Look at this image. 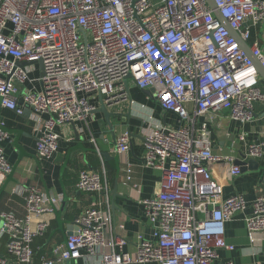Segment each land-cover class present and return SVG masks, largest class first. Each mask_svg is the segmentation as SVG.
Returning a JSON list of instances; mask_svg holds the SVG:
<instances>
[{
    "label": "built area",
    "instance_id": "obj_1",
    "mask_svg": "<svg viewBox=\"0 0 264 264\" xmlns=\"http://www.w3.org/2000/svg\"><path fill=\"white\" fill-rule=\"evenodd\" d=\"M214 2L230 28L206 0H0L1 104L19 116L31 109L40 158L57 152L56 127L87 121L96 110L82 95H98L116 107L129 100L132 84L149 90L181 123L179 129L158 127L146 139L144 163L162 172L157 196L142 201L151 238L139 240L134 253L127 251L128 241L114 235L110 212L88 208L65 245L40 264L90 259L99 249V264H215L221 250H235L226 241V224L247 211L250 243L264 242V195L253 201L224 197L210 166L235 159L213 152L208 124V118L229 111L233 122L247 125L255 121V106L264 105L254 61L231 33L248 44L251 29L264 25V0ZM249 48L264 68L263 49ZM23 62L43 63L40 93L24 89L30 70ZM9 138L0 126V188L12 173L1 146ZM238 140L246 142V135ZM130 143L129 132L117 139L119 155H128ZM262 150L249 146L255 158ZM126 171L130 182L132 168ZM241 173L239 166L231 169L233 176ZM77 189L107 194L95 171L82 170ZM21 194L27 214L0 216V237L6 238L0 264H34L33 243L48 231L47 217L62 203L61 196L35 187Z\"/></svg>",
    "mask_w": 264,
    "mask_h": 264
},
{
    "label": "crops",
    "instance_id": "obj_2",
    "mask_svg": "<svg viewBox=\"0 0 264 264\" xmlns=\"http://www.w3.org/2000/svg\"><path fill=\"white\" fill-rule=\"evenodd\" d=\"M249 46L258 44L264 51V25L251 29ZM27 63V62H23ZM22 64V63H21ZM28 68L29 79L24 89L40 93L42 91V71L39 64ZM264 91V80L261 78ZM89 97L97 109L101 107L100 96ZM21 99V98H20ZM22 105V100L20 101ZM116 114L108 123L102 112L94 111L87 121L67 123L55 128L59 135L58 150L50 159H42L37 154V124L31 119L32 111L25 108L23 116L4 108L0 102V126L10 138L2 142L5 156L12 166V173L0 188V216L12 213L24 217L25 199L21 194L25 189L35 187L48 195H58L62 203L53 216H48V231L33 243L34 264L52 257L58 246H64L70 233L75 232L74 223L88 208L109 211L114 224L115 237L128 241L126 250L134 253L139 240L151 238V225L144 212L142 201L152 199L160 191L162 172L149 168L144 163L146 139L158 128L179 129L180 120L164 111L152 94H146L134 85H129V100L109 108ZM255 121L241 126L230 119L229 111H223L212 121L208 118L213 152L217 155L232 156L235 160L249 153V146H263L262 154L255 159L264 164V105L255 106ZM44 119L48 116H43ZM203 118L201 121H204ZM129 132L130 152L119 155L117 139ZM245 134L247 141L239 142L238 136ZM235 144L233 145V143ZM99 151V152H98ZM106 155V156H104ZM235 162V161H234ZM233 163L210 166L214 179L224 188V197L244 196L248 201L264 195V175L262 170H246L233 176ZM132 168V180H127V167ZM82 170L98 172L107 188V194L83 193L77 189L79 173ZM236 215L226 224V241L235 250H221L220 259L215 264H264V242L252 245L249 241L245 215ZM2 222L0 219V229ZM6 238L0 237V256L5 255ZM93 258H83L67 264H99L100 252Z\"/></svg>",
    "mask_w": 264,
    "mask_h": 264
},
{
    "label": "water",
    "instance_id": "obj_3",
    "mask_svg": "<svg viewBox=\"0 0 264 264\" xmlns=\"http://www.w3.org/2000/svg\"><path fill=\"white\" fill-rule=\"evenodd\" d=\"M207 4L209 5V7L213 10H215V16L217 18H219L222 22V24L227 27V28H230V25L229 23L223 19V17H221L220 13L216 10V5H215V2L214 0H206ZM231 33L232 35L236 38V40L238 41V43L240 44V47L241 49L250 57L252 58V60L254 61V64L257 68V71L259 73V76L264 80V68L262 67L261 63L259 62V60L253 56L250 48H249V45L243 41V39L241 38V36L239 35V33L231 30ZM32 64H39L40 65V68H41V71H42V76H44V67H43V63L42 62H34V63H22L20 64L21 67H24V66H27V65H32ZM143 92H145L146 94H152L149 90H143ZM100 100H101V107L97 110H95L96 112H102L105 116H106V119L108 121V123L110 124V126L112 127L111 125V122H110V118L113 116V115H116L112 112H110L109 110V106H107L105 103H104V100L102 97H100ZM1 102V100H0ZM117 146V145H116ZM106 156V155H104ZM233 166H239L241 168V171L242 172H246V170L250 169V170H262V174L264 175V164H260L256 159L255 157H252L250 155V153H248L247 155L245 154H242L241 155V159H238V160H235L234 162V165ZM73 233H70L69 236L73 235Z\"/></svg>",
    "mask_w": 264,
    "mask_h": 264
},
{
    "label": "rangeland",
    "instance_id": "obj_4",
    "mask_svg": "<svg viewBox=\"0 0 264 264\" xmlns=\"http://www.w3.org/2000/svg\"><path fill=\"white\" fill-rule=\"evenodd\" d=\"M154 2H158L159 0H153Z\"/></svg>",
    "mask_w": 264,
    "mask_h": 264
}]
</instances>
